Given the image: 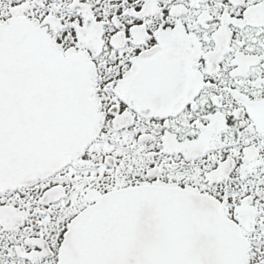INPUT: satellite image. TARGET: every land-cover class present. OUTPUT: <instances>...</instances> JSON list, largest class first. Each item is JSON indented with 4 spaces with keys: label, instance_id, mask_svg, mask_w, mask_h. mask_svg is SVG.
<instances>
[{
    "label": "snow or ice",
    "instance_id": "1",
    "mask_svg": "<svg viewBox=\"0 0 264 264\" xmlns=\"http://www.w3.org/2000/svg\"><path fill=\"white\" fill-rule=\"evenodd\" d=\"M0 264H264V0H0Z\"/></svg>",
    "mask_w": 264,
    "mask_h": 264
}]
</instances>
